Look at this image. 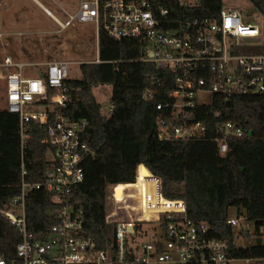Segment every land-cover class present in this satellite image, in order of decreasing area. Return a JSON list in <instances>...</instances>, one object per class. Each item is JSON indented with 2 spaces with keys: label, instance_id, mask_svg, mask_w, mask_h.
Masks as SVG:
<instances>
[{
  "label": "built area",
  "instance_id": "built-area-1",
  "mask_svg": "<svg viewBox=\"0 0 264 264\" xmlns=\"http://www.w3.org/2000/svg\"><path fill=\"white\" fill-rule=\"evenodd\" d=\"M201 1L79 0L78 9L68 14L65 22L57 23L61 29L75 21L94 23L97 32L102 28L112 39L137 41L141 55L136 61L149 62L157 70L174 73L169 101L156 105L158 111L165 108L169 111L160 118V123L170 128L174 137L192 138L204 130L200 122L175 125L167 124V119H190L189 110L198 104L211 103L214 94L227 100L235 95L264 92V54L245 51L259 45L264 37V20L256 11L247 13L226 5L227 0H223L224 5L215 17L186 16L177 25L163 28V24L178 20L169 15L170 5L192 9ZM0 39L6 47L8 41L2 32ZM68 71V62L61 60L23 62L6 53L0 61L5 107L18 115L21 149L28 136L29 122L46 128L43 143L49 148L41 180L26 183L22 161L20 193L0 209V214L21 233L15 251L18 264H264V255H233L225 239L210 236L207 224L189 220L184 200L165 198L160 179L144 166L148 174L142 177L139 206L144 217L127 221L114 218L116 183L109 184L104 220L116 226L117 251L112 258L109 252L98 250L93 239L82 234V210L69 199L72 187L84 178L81 163L89 149L81 137L86 122L70 120L60 113L71 99L65 84ZM101 108L104 113H110V99ZM216 134L221 155L227 151L228 137L244 136L241 128L232 122L219 125ZM40 189L52 194L57 204L52 213L57 221L47 233L34 237L26 227L25 197L29 190ZM146 223L154 225L153 231H142L144 235L138 242H130L136 226ZM227 224L239 227L238 233H243L240 237L250 235V223L243 216H229ZM259 228L263 232L264 227ZM254 231L249 239L251 243L255 241ZM145 237L149 239L144 240ZM128 248H132L131 258ZM0 264L9 263L0 256Z\"/></svg>",
  "mask_w": 264,
  "mask_h": 264
},
{
  "label": "trees",
  "instance_id": "trees-1",
  "mask_svg": "<svg viewBox=\"0 0 264 264\" xmlns=\"http://www.w3.org/2000/svg\"><path fill=\"white\" fill-rule=\"evenodd\" d=\"M246 1L264 20V0ZM223 5V0H202L192 9L170 5L169 15L178 20L163 24V28L177 25L186 16L215 17ZM97 47L98 62L82 63L81 78L65 80L71 99L60 109L70 120L86 122L81 136L89 149L81 163L84 178L69 194L70 202L82 210V234L114 258L116 226L104 220L107 186L141 184L148 174L144 165L160 179L163 196L184 200L187 218L207 224L210 236L225 239L233 255H264V229L259 231L260 225L264 227V92L227 100L214 94L211 103L189 110L190 119L166 118L167 124L203 125L204 130L192 138L174 137L171 129L160 123L169 111L156 110L157 103L169 101L174 73L136 61L141 55L137 41L112 39L102 28L97 32ZM245 51L264 54V37L259 45ZM99 85L111 87L110 113L103 112L102 103L93 95V88ZM226 122L240 127L244 136L228 137L227 151L221 155L216 129ZM26 128L28 136L21 149L18 115L0 108V209L20 193L22 161L26 183L39 182L47 163L49 148L43 143L46 128L34 122ZM56 208L50 192L29 190L25 197L28 232L34 237L47 233L57 221L52 213ZM230 208L254 224V243L235 245L234 228L227 224ZM143 225L136 226L130 242H138L142 231L154 229V225L150 230ZM243 237L251 239V235ZM20 240V231L0 214V256L7 263L20 262L15 252ZM132 256V248H128V257Z\"/></svg>",
  "mask_w": 264,
  "mask_h": 264
},
{
  "label": "rangeland",
  "instance_id": "rangeland-1",
  "mask_svg": "<svg viewBox=\"0 0 264 264\" xmlns=\"http://www.w3.org/2000/svg\"><path fill=\"white\" fill-rule=\"evenodd\" d=\"M52 15L61 22H65L67 17L60 11L59 7L65 8L75 3V0H39ZM65 1H68L65 4ZM1 2V0H0ZM226 5L237 7L247 13H252L253 9L246 0H227ZM67 9V8H66ZM70 13V12H69ZM73 14V13H70ZM6 22H9L6 25ZM2 30H14L21 32V35L12 37L8 42V48H3L0 39V61L6 53L16 54L23 62L46 63L48 61L61 60L68 62L69 78H81L80 65L82 63L95 62L98 58L97 28L94 23L73 22L71 25L61 29L57 21L35 0H3L0 4V24ZM264 24V21H263ZM27 72V70H26ZM93 95L102 104H108L111 87L110 85H99L93 88ZM5 81L0 80V108L5 107ZM134 189L141 201V184H134ZM121 196L122 190H116ZM144 212H142V215ZM230 217H236L235 208L228 211ZM241 223H245L241 221ZM247 224V223H245ZM145 229H151L152 223L143 225ZM250 235L253 234V224H248ZM239 227H234L235 245L245 247L251 240L238 235ZM149 238H144L148 240ZM158 264V263H155Z\"/></svg>",
  "mask_w": 264,
  "mask_h": 264
},
{
  "label": "bare ground",
  "instance_id": "bare-ground-1",
  "mask_svg": "<svg viewBox=\"0 0 264 264\" xmlns=\"http://www.w3.org/2000/svg\"><path fill=\"white\" fill-rule=\"evenodd\" d=\"M137 169L138 166L135 171V178H136ZM132 185H130L128 188L124 186H119V184L115 185L113 199H114V212L116 215L114 216V218L122 221L123 220L127 221V220L144 217V215L141 216L142 209L139 207L140 199L138 195L134 192L135 191L134 189H129L132 187ZM122 189H123V194L120 197L116 196V190H122Z\"/></svg>",
  "mask_w": 264,
  "mask_h": 264
},
{
  "label": "crops",
  "instance_id": "crops-1",
  "mask_svg": "<svg viewBox=\"0 0 264 264\" xmlns=\"http://www.w3.org/2000/svg\"><path fill=\"white\" fill-rule=\"evenodd\" d=\"M39 6L44 9V11H46L48 14H50L56 21H60L58 20L54 15H52L49 11L46 10L45 6L39 1V0H35ZM54 4H56L53 0H51ZM3 2V0H1L0 4ZM68 1H65V4H68L66 3ZM57 5V4H56ZM58 8L60 9V11H62V13L67 17L68 14L70 13H74L77 9H78V6H79V0H75V3L74 4H71L69 6H65V8H62V7H59V5H57ZM67 8V9H66ZM70 12V13H69ZM9 22H6V25H8ZM5 23H1L0 24V32L4 33L6 35V38H7V41L8 40H11L12 37L14 36H19L21 35V32H17V31H14V30H2V26H6ZM11 44L8 42V45L6 46L7 48L10 46ZM3 46V48H6ZM7 54H10V53H7ZM12 57H14L16 60H20L19 57L16 55V54H10ZM21 61V60H20ZM98 61V58L97 60ZM95 61V62H96ZM49 62V61H48Z\"/></svg>",
  "mask_w": 264,
  "mask_h": 264
},
{
  "label": "water",
  "instance_id": "water-1",
  "mask_svg": "<svg viewBox=\"0 0 264 264\" xmlns=\"http://www.w3.org/2000/svg\"><path fill=\"white\" fill-rule=\"evenodd\" d=\"M144 166V165H143ZM144 168H145V166H144Z\"/></svg>",
  "mask_w": 264,
  "mask_h": 264
}]
</instances>
